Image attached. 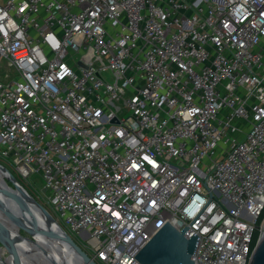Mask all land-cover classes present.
Instances as JSON below:
<instances>
[{
  "label": "built area",
  "instance_id": "1",
  "mask_svg": "<svg viewBox=\"0 0 264 264\" xmlns=\"http://www.w3.org/2000/svg\"><path fill=\"white\" fill-rule=\"evenodd\" d=\"M0 161L96 264L166 223L194 264H251L264 0H0Z\"/></svg>",
  "mask_w": 264,
  "mask_h": 264
},
{
  "label": "water",
  "instance_id": "2",
  "mask_svg": "<svg viewBox=\"0 0 264 264\" xmlns=\"http://www.w3.org/2000/svg\"><path fill=\"white\" fill-rule=\"evenodd\" d=\"M0 179L6 186V189H0V220L1 217L4 223L9 220L34 240L29 241L18 233L22 241L32 244L38 253H46L51 264H96L1 164ZM28 226L30 229H27ZM187 231L188 228L178 231L166 223L134 258L139 264H194L192 256L198 237L194 234L186 238ZM7 235L14 236L11 230L0 222V239L12 249L13 243L6 240ZM251 264H264V234L256 245Z\"/></svg>",
  "mask_w": 264,
  "mask_h": 264
},
{
  "label": "rangeland",
  "instance_id": "3",
  "mask_svg": "<svg viewBox=\"0 0 264 264\" xmlns=\"http://www.w3.org/2000/svg\"><path fill=\"white\" fill-rule=\"evenodd\" d=\"M3 71H5V69H2ZM6 72V71H5ZM9 74H11V72H9ZM243 132H245V129H243ZM240 134H237L236 135V139L237 140H240ZM0 164H2V162L0 161ZM7 169L11 172H12V169L11 168H8L7 166ZM9 183V182H8ZM23 186V188L25 189V191L33 198V200L43 209H46L43 205V202L40 200L41 198V190H42V181L38 178V177H32L29 179L28 184L26 183H23V182H20ZM16 231L25 239L29 240V241H33L34 240L28 235V233L24 230H20L16 227ZM77 244L79 245H82L84 243L87 242L86 239H82L81 237H77L76 241H75ZM0 249L4 250V249H7L8 252H5L2 256H1V263L2 264H31V263H24L23 260L21 261L19 259V256L14 252L12 251L11 247L6 244L5 242H3L1 239H0ZM81 249L83 250V248L81 247ZM84 251V250H83ZM21 256V255H20ZM23 259V257H21Z\"/></svg>",
  "mask_w": 264,
  "mask_h": 264
},
{
  "label": "bare ground",
  "instance_id": "4",
  "mask_svg": "<svg viewBox=\"0 0 264 264\" xmlns=\"http://www.w3.org/2000/svg\"><path fill=\"white\" fill-rule=\"evenodd\" d=\"M0 189H6V186L3 180L1 179H0ZM3 220H4L3 217H1L0 222L3 223L5 226H7L14 235V236L7 235V238L6 237L5 238L6 240H10V242L13 243L14 248H12V251H14L19 256V259L21 261L23 260L24 263L29 262L31 264H51V262L48 260V256H46L47 255L46 253H42V254L38 253L32 244L22 241L18 236V232L16 231V226L11 224L9 220L5 223L2 222ZM27 229H30V227L28 226ZM45 247H47V245H45ZM49 250H51V248ZM5 252H8V250L0 249V259ZM21 257H23V259ZM0 264H2L1 261Z\"/></svg>",
  "mask_w": 264,
  "mask_h": 264
},
{
  "label": "trees",
  "instance_id": "5",
  "mask_svg": "<svg viewBox=\"0 0 264 264\" xmlns=\"http://www.w3.org/2000/svg\"><path fill=\"white\" fill-rule=\"evenodd\" d=\"M12 174H13V173H12ZM13 175H14V174H13ZM7 184H8L9 186H11V184H10V183H8V182H7ZM263 214H264V211H263ZM256 237H257V235H256ZM256 237H255V238H256Z\"/></svg>",
  "mask_w": 264,
  "mask_h": 264
}]
</instances>
